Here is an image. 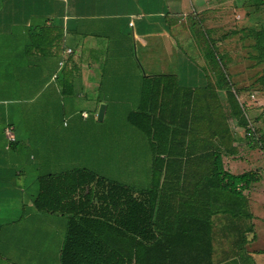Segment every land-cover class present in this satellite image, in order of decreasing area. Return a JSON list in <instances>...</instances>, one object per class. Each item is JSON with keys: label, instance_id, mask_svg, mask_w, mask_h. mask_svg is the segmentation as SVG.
<instances>
[{"label": "crops", "instance_id": "1", "mask_svg": "<svg viewBox=\"0 0 264 264\" xmlns=\"http://www.w3.org/2000/svg\"><path fill=\"white\" fill-rule=\"evenodd\" d=\"M197 4L199 9L188 0H0V264H61L68 215L36 206L41 178L50 173L85 167L110 179L112 172L142 174L113 179L137 195L154 189L157 159L162 179L151 193L155 203L150 216H207L210 205L213 231L216 217L228 224L226 216H238L240 198L233 201L227 192L206 184L208 136L201 113L208 71L184 51L183 41L173 33L176 15L208 12L206 0ZM49 25L65 29L64 40L50 48L55 55L29 51L30 34ZM95 33L100 40L85 43L82 37ZM110 36L115 38L113 51L105 53ZM123 41L129 44L128 55L120 50ZM66 74L70 80L62 81ZM145 91L149 96L144 97ZM161 91L173 123L171 128L161 123V131L154 134L147 116L140 114L145 118L141 123L132 116L141 107L153 106ZM219 92L233 127L227 94L224 89ZM26 101L33 103L38 116L25 115L18 130L11 119L14 106ZM102 104L104 116L97 120L88 108L98 110ZM196 105L198 127L192 131L190 108ZM53 109H61L60 116H51ZM233 130L234 143L240 146L239 129ZM156 139L163 149L160 155L155 153ZM241 150L223 153L230 172H244L239 171ZM243 195L247 203L264 197V182L253 183ZM96 202L88 203L87 210L100 209ZM127 210L123 200L117 209H103L110 222L118 221L119 229L104 236L119 253L127 250L128 238L143 235L127 231L131 221L139 228L136 219H128ZM134 212L143 216L144 210L139 205ZM156 234L150 232L151 237ZM214 255L215 250L213 264H225L216 262Z\"/></svg>", "mask_w": 264, "mask_h": 264}, {"label": "trees", "instance_id": "2", "mask_svg": "<svg viewBox=\"0 0 264 264\" xmlns=\"http://www.w3.org/2000/svg\"><path fill=\"white\" fill-rule=\"evenodd\" d=\"M244 5L248 7L249 15L264 14V0H245ZM197 14L194 11L190 15L193 31L197 33L199 39L206 38V45L202 55H191L208 71L209 79L204 91L205 110L204 114L201 113V118L205 115L204 127L208 136L204 148L208 161L206 184L208 189L217 188L238 198L244 197L243 191L260 181L261 175L254 170L233 173L224 166L223 153L234 154L239 151L240 146L234 143L235 131L231 126L219 89L225 90L230 103L231 116L238 126L245 130L247 137L256 136L257 143L264 148V134H260V128L254 127V120L239 98L240 92L249 90L250 86L237 87L228 68L229 55L211 39L209 27ZM232 33L241 34L240 39H252L248 44V58L253 61V65L261 67L255 82L259 90L264 93V16H261L258 23L251 28L234 29L225 35L231 36ZM64 35L63 27H55V25L42 27L30 34V42L26 48L29 51L37 49L38 52L53 57L55 54L50 52V48L56 42L64 40ZM66 77L67 74L62 81ZM66 80L70 78L67 77ZM147 96L149 95L145 91L144 97ZM195 98L197 99L196 95ZM169 109L171 108H167L166 93L161 91L156 94L153 106L139 108L132 116L134 118L132 120L141 123L145 118L139 117L140 114L147 116L150 120L149 131L157 134L161 131L160 125L164 126L161 123L168 122L167 126L171 128L173 123L171 113L166 114ZM190 112L194 117L190 130L197 131V105L191 107ZM261 118L260 114L255 120ZM155 153L156 155L163 153L158 139H156ZM157 164L156 159L153 173L156 182L154 189L137 191V195L133 188L85 167L62 173H50L41 178L36 206L43 211L68 215V231L61 251V264H213L214 224L210 205H207V216H173V218L150 216L155 203L153 199L155 195L151 193L158 189L157 182L162 179V172L157 168ZM166 177L163 179L165 180ZM145 191L147 193L143 195ZM119 200L126 202L128 219H136L137 225L139 224V228H134V221L126 223L127 231L143 234L141 238H128L127 250L123 253H119L113 241L104 236L110 230H118L119 224L117 219L115 223L110 222L111 216H105L103 209L105 205L117 209ZM95 201L100 209L87 210L89 206L87 204ZM139 205L144 210L143 216H134L135 207ZM139 219H141L140 223H138ZM152 231L157 233L153 237L150 235Z\"/></svg>", "mask_w": 264, "mask_h": 264}, {"label": "rangeland", "instance_id": "3", "mask_svg": "<svg viewBox=\"0 0 264 264\" xmlns=\"http://www.w3.org/2000/svg\"><path fill=\"white\" fill-rule=\"evenodd\" d=\"M188 1L192 2V5L197 9L200 8L197 4V0ZM244 2L245 0H206L208 5L206 10L208 12L202 11L198 12V14L203 18L206 26L209 27L211 39L229 55L230 60H228V68L232 75V80L236 83L237 87L250 86L249 90L240 92L239 98L241 102L245 104L249 116L254 120V127L260 128V134H264V93L259 90L255 82L261 67L253 65V61L248 58V44L252 42V39H240L241 34L232 33L231 36L230 34L229 36L225 35L232 32L234 29L242 27L247 29L251 28L258 23L261 16H264V14L261 16L249 15V9L244 5ZM190 10H193V8L190 7ZM190 15L191 13L178 14L175 16L176 20L173 24H178V27L176 26L173 33L178 40L183 41L181 46L185 49V52L198 56L203 53L206 45V38L199 39L197 37V33L193 31V21ZM82 38L85 40V43H87L90 38L91 40L94 39L95 42L100 40L99 35L96 33ZM105 42H108V39H105ZM114 43L115 38L110 36V48L108 51H105V53L113 51ZM128 45L127 41H123L120 45L121 52L127 55L130 51ZM32 104L33 103L28 104L26 101L14 106L15 110L13 111L14 113L11 119L14 125H17L18 130L22 128L21 121L25 115L32 118L38 116V110ZM102 106L103 104L98 110H91V108H88V111L91 113L92 117L98 120L100 119L99 112ZM110 111L111 109L108 108L107 114H109ZM61 112V109H53L49 113L51 116H60ZM260 114L262 118L255 120ZM100 124H104L103 121L100 122ZM232 124L233 129H239L241 134V157L244 159L239 161V171H257L261 175L260 180L264 182V148L261 147V144L257 143L255 139L256 136L254 138L252 136L247 137L245 130L238 128L235 119H233ZM128 159L132 161L134 159V154L129 156ZM124 176L129 180L130 177L134 178L135 176L139 177L145 175L134 173L122 175L112 172L109 177L116 180L121 179L119 181H123L125 179ZM226 195L231 194L226 193ZM231 197L234 201L237 196L231 195ZM239 198L238 207L240 210H237L238 216H226L231 220L228 224L222 222L220 216L216 217L218 220L215 225L216 229L213 231L215 261L225 264H264V197H256L255 201H249L248 203L244 200V197ZM225 203L227 204L228 202ZM251 211L253 213H250Z\"/></svg>", "mask_w": 264, "mask_h": 264}, {"label": "built area", "instance_id": "4", "mask_svg": "<svg viewBox=\"0 0 264 264\" xmlns=\"http://www.w3.org/2000/svg\"><path fill=\"white\" fill-rule=\"evenodd\" d=\"M68 52H71V48L68 49ZM61 64H63V61H61ZM83 115H84V116H87L88 113H87V112H83ZM7 132H8V134L10 135V138H11V139H15L14 136L11 134L10 128L7 129Z\"/></svg>", "mask_w": 264, "mask_h": 264}, {"label": "water", "instance_id": "5", "mask_svg": "<svg viewBox=\"0 0 264 264\" xmlns=\"http://www.w3.org/2000/svg\"><path fill=\"white\" fill-rule=\"evenodd\" d=\"M104 111H105V105L103 104V106H102V108H101V110H100V112H99V117H100V118H103V116H104Z\"/></svg>", "mask_w": 264, "mask_h": 264}]
</instances>
